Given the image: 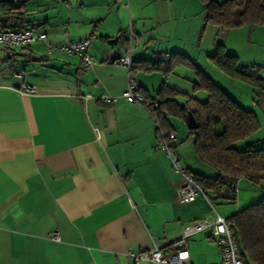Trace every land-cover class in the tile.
<instances>
[{"label":"crops","instance_id":"0c3cea01","mask_svg":"<svg viewBox=\"0 0 264 264\" xmlns=\"http://www.w3.org/2000/svg\"><path fill=\"white\" fill-rule=\"evenodd\" d=\"M124 1L36 0L32 6L25 0L22 14L1 8L0 25L33 24L45 39L17 48L15 68L0 62V264H132L129 247L157 245L167 255L182 224L213 217V208L232 213L225 215L223 204L230 202L222 199L221 207L201 195L178 201L183 178L160 146L155 114L122 97L99 98L118 96L126 86L125 67L106 59V50L129 53L134 62L160 52L185 54L182 42L171 40L175 28L168 29L172 17L163 18L164 8L156 6L155 17L137 10L134 19ZM84 38L97 60L92 70L77 56L47 53L48 44ZM175 71L167 84L190 92L181 68ZM135 75L141 93L157 98L163 75L142 69ZM21 83L35 91L21 90ZM176 100L184 104L187 97ZM169 123L177 136L185 124L172 116ZM177 144L180 163L200 170ZM53 231L60 241L51 239ZM188 250L193 264L220 258L207 231L192 236Z\"/></svg>","mask_w":264,"mask_h":264},{"label":"trees","instance_id":"16d2710c","mask_svg":"<svg viewBox=\"0 0 264 264\" xmlns=\"http://www.w3.org/2000/svg\"><path fill=\"white\" fill-rule=\"evenodd\" d=\"M200 1L205 10L204 22L212 23L220 30L242 25L264 26V0ZM0 3L9 11L22 14L26 2L0 0ZM2 26H6V23ZM117 53L118 50L110 48L106 50L105 58L117 59ZM209 58L227 76L264 91V77L259 74V66L240 64L238 56L227 53L223 43L216 45L215 53L209 55ZM133 63L135 72L142 69L145 72L157 71L163 75L155 98L159 101L155 110L157 135L159 129L173 131L169 117L183 120L192 139L195 156L215 171L214 175L189 171L210 201L222 199L235 202L238 198V184L242 179L264 190V147L256 148L252 141L242 149L236 146L237 142L250 138L260 128L253 110L240 105L183 53L160 52L151 59L138 62L133 60ZM182 64L194 67L197 80L192 89L194 92H205V99L190 96L167 84L168 74ZM143 96L149 98L147 95ZM178 96L187 97V101L180 104L176 100ZM189 113L196 124L193 128L187 124ZM234 184H237V192L232 190ZM227 220L233 228L243 264H264V195L236 209Z\"/></svg>","mask_w":264,"mask_h":264},{"label":"rangeland","instance_id":"374dc122","mask_svg":"<svg viewBox=\"0 0 264 264\" xmlns=\"http://www.w3.org/2000/svg\"><path fill=\"white\" fill-rule=\"evenodd\" d=\"M28 1L29 5L34 6L36 0ZM124 3L130 5L131 15L134 19L137 17L138 11L144 17H155L156 6L165 9L163 18L172 17V21L169 23L171 26L168 29L171 30L174 27L176 30H173V35L171 34L175 38H171L172 42L174 40L178 42L179 39L182 42L181 48L184 49L185 55L193 60L197 68L237 100L240 105L256 113L260 128L250 138L237 142L236 146L242 149L246 147L248 142L252 141L256 148L264 147V91L227 76L213 65L209 58V55L215 53L216 45L223 43L227 53L238 56L240 64L259 66V74L264 77V26L242 25L220 30L214 24L204 22L205 10L200 0H125ZM1 8L8 9L0 3V11ZM120 41L124 42L123 36ZM178 68H181L183 79H187L186 88H193V83L197 80L194 67L184 64L178 65L174 68V71L168 74L167 79L169 76L171 79L174 78L172 75L175 73L179 74L178 71H175ZM193 92V89H191L188 94L200 99L206 98V93L203 91ZM177 131V147L184 154L190 153L192 160L197 161L202 166L200 170L196 171L205 175L214 174L213 168L200 162L195 156L192 139L188 135L186 125L184 124L180 130L177 128ZM172 151H174V148H172ZM238 187L237 201L223 204L227 208L225 215L260 199L264 195V190L256 188L246 179L240 180ZM212 203L214 206L221 207L218 204V199H212Z\"/></svg>","mask_w":264,"mask_h":264},{"label":"built area","instance_id":"2783aa9c","mask_svg":"<svg viewBox=\"0 0 264 264\" xmlns=\"http://www.w3.org/2000/svg\"><path fill=\"white\" fill-rule=\"evenodd\" d=\"M36 26L28 24L25 26L16 25H0V52L3 53L1 63L9 68H15V52L17 48H26L32 42L38 39H45L44 34L36 32ZM129 43L132 46L133 32L129 31ZM90 39L84 38L81 40H71L59 44H48L47 53L50 55L55 51L64 54L74 55L81 59L82 65L87 70H92L97 63L96 58L89 52ZM120 64L126 69V86L124 90L117 96L112 94H102L99 96L106 102H113L117 97H122L129 102H139L149 108L154 114L159 106L157 99H147L141 93L140 83L136 78L134 63L129 53L121 55L113 61ZM12 74L16 78H22L21 72L13 70ZM20 89L23 91L34 92V86L26 83L20 84ZM83 99H88L90 95L81 96ZM165 116H168L165 113ZM156 120V117H155ZM158 138L160 146L166 152L171 161V166L174 171L179 173L183 181L176 188V197L180 202H188L196 196L201 195L209 199L202 186L195 182L193 175L189 170L180 163L177 156L173 153L172 147L178 143V136L174 131L166 132L159 129ZM232 190L237 192V184H234ZM214 216L211 218L195 219L182 224L179 236L170 244L171 252L164 254L161 248L153 245L147 249H133L129 247L127 254L132 260V264H141L142 262H152L155 264H193L190 260L188 250V240L200 233L207 231L209 237L217 244L220 251V258L217 261L209 264H243L238 251V244L235 239L232 226L229 224L227 217L219 214L214 208ZM51 239L60 241L58 232L53 231L50 234Z\"/></svg>","mask_w":264,"mask_h":264},{"label":"water","instance_id":"95a60500","mask_svg":"<svg viewBox=\"0 0 264 264\" xmlns=\"http://www.w3.org/2000/svg\"><path fill=\"white\" fill-rule=\"evenodd\" d=\"M118 38H119V35L116 36L115 38H113V40H111V41H116ZM187 124L190 128H193L196 126L195 121H194V119L190 113L187 116Z\"/></svg>","mask_w":264,"mask_h":264}]
</instances>
